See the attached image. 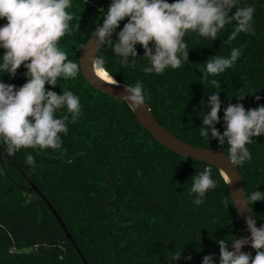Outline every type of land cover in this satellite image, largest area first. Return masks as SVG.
<instances>
[{"label":"trees","instance_id":"obj_1","mask_svg":"<svg viewBox=\"0 0 264 264\" xmlns=\"http://www.w3.org/2000/svg\"><path fill=\"white\" fill-rule=\"evenodd\" d=\"M72 3L69 11L77 19L71 22L72 35L63 37L60 46L69 59L78 62L79 45L93 34L103 16L101 9L106 10L111 0ZM248 5L255 7L254 35L239 34L229 45L223 41L232 25L213 41L189 33L184 38L189 61L179 69H166L160 75L145 73L143 68L150 65L142 59L140 45L134 68L123 67L107 46L96 54L105 57L107 70L119 83L142 81L150 95L146 104L151 113L175 137L227 155L226 142L221 146L199 135L201 116L210 110L207 98L217 91L210 83L200 82L201 70L209 57L227 56L233 47L242 49L232 68L209 77L221 84L220 122L216 124L221 133L229 103H243L246 109L264 105V0H239V6ZM126 22L121 21L117 31ZM5 23L0 19V26ZM3 51L0 48V56ZM26 71L21 66L15 77L0 73V81L19 88L26 82ZM46 87L57 94L67 88L78 95L83 115L69 123L68 134L62 136L63 151L21 150L8 155L12 161L0 159V264H84L77 250L87 264H202L205 255H213L214 261L219 258V240L244 236V223L215 167L217 187L196 205L189 193L190 178L209 165L158 143L122 100L91 87L82 73L75 79L58 80L54 88ZM241 90L248 94L238 100ZM253 139L247 145L251 160L236 166L243 190L249 194L264 192V136ZM29 153L35 167L25 163ZM20 171L55 210L74 244ZM250 207L258 227L264 225V201ZM228 245L231 250V241ZM179 252L181 258L172 261L171 253ZM251 254L255 256V250Z\"/></svg>","mask_w":264,"mask_h":264},{"label":"clouds","instance_id":"obj_2","mask_svg":"<svg viewBox=\"0 0 264 264\" xmlns=\"http://www.w3.org/2000/svg\"><path fill=\"white\" fill-rule=\"evenodd\" d=\"M72 0H0V73L15 77L23 66L27 69L26 82L19 88L0 81V145L7 155L21 150L63 151L62 136L68 134L69 123H76L83 115L80 97L67 88L62 94L49 90L58 80L75 79L82 71V63L68 58V52L60 46L66 35H72L71 22L77 17L69 11ZM103 24L92 34L96 47L89 56L91 72L99 81L119 87V81L107 70L103 55L95 54L101 47L111 48L123 67H135L137 45L144 50L142 59L150 66L144 67L147 74H163L166 69H179L189 61V48L185 36L195 33L204 39L215 40L222 30L232 25V31L223 44H231L239 34H253L255 7L239 6V0H111L107 10L101 9ZM79 19V18H78ZM127 20L119 31L121 21ZM113 34L116 39L113 40ZM81 49L86 45H79ZM242 55L239 47L231 48L227 56L209 57L201 70V83H210L217 91L209 95L210 110L202 118L199 135L206 141L215 139L223 146L227 143V159L232 166H242L251 160L247 145L254 137L264 136V105L246 109L243 103H229L224 108V131L216 128L220 122L221 100L217 79L232 68ZM131 57V59H129ZM248 93L241 90L236 95L243 100ZM132 111L146 106L150 95L145 92L142 81L126 84L118 96ZM259 100L260 97L256 96ZM202 104V103H201ZM66 110L62 115H57ZM25 163L35 167V158L26 155ZM221 177L228 187L232 177L221 170ZM189 193L193 203L201 205L206 193L217 187L213 179V168L205 167L190 178ZM241 194L240 206L264 201V192L255 190ZM232 203H237L234 193ZM225 206L228 200L223 201ZM249 237L233 236L219 243V264H264V225L257 227L255 219H246ZM228 241H231V250ZM245 245L255 250V256L242 251ZM181 258V252L171 253V260ZM191 259V257H187ZM202 264H215L213 255H205Z\"/></svg>","mask_w":264,"mask_h":264},{"label":"water","instance_id":"obj_3","mask_svg":"<svg viewBox=\"0 0 264 264\" xmlns=\"http://www.w3.org/2000/svg\"><path fill=\"white\" fill-rule=\"evenodd\" d=\"M99 24L102 26L103 16H102L101 20L99 21ZM99 24H98V26H99ZM83 44L86 45V47L83 49L80 48L77 58H78V62L82 63L81 73H82L84 79L94 89L101 91L105 94H108L110 96H113L117 99H120L118 96H120L123 93L124 86H125L124 84L119 83V85H120L119 87L109 86V85L99 81L97 78H95L91 72V64L89 61V56L93 54V52L95 51V47H96L95 40L94 39L92 40V35ZM96 53H97V51L95 52V54ZM132 112H133L137 122L158 143H160L161 145H163L167 149H169V150H171V151H173L179 155H182V156H185L188 158H192V159H196V160H200V161L206 163L207 165L211 166L212 168L215 167L219 173H221V170H224L232 177L233 183L230 186H228L229 195H230V198H231V195L233 193L235 195V198H236L238 204H236V203H232V204H233L236 212L240 216L241 220L244 223V226H245L244 237H249L250 232L247 229L246 219L248 217H252L253 219H255V218H254L251 210H249L248 207L239 205L240 200H241V194L237 191L243 190L242 181H241V177L239 175V172H238L236 166H232L230 164V162L227 159V155L224 154L223 152H221L220 150H217V149L194 146V145H191L189 143H186V142L178 139L172 133H170L164 126H162L161 124L158 123V121L155 119V117L151 113L150 107L148 104H146V106L144 108H142L141 110L132 111ZM2 158H7L10 161H12L9 158V156L7 155L6 151H4V149L0 145V159H2ZM60 158L63 159L62 156H60ZM20 173L24 176V174L21 171H20ZM104 173L107 177V180L111 183V179L108 176V174L106 173V171H104ZM24 178L26 179V181L29 185V189L31 191L36 192L41 197V199L46 203V205L49 207L50 211L53 213L56 220L58 221V223L60 224V226L64 230L66 237L71 241L72 244H74V242L71 239V237H70L68 231L66 230L65 226L61 222V220L58 217V215L56 214L55 210L47 202L46 198L39 192V190L25 176H24ZM231 201H232V198H231ZM107 204H108V202H105L104 206L106 207ZM256 225L258 227L257 222H256ZM166 246L168 247V243L166 244ZM242 251L246 252V253H252L254 251V249H252L250 245H245L242 248ZM77 252H78L79 256L82 258L83 263L87 264L86 261L81 256L80 252L78 250H77ZM214 262H215V264H219V258L216 259Z\"/></svg>","mask_w":264,"mask_h":264}]
</instances>
